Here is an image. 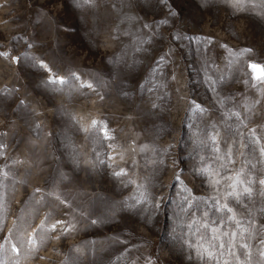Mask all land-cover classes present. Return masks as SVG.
Segmentation results:
<instances>
[{"label":"rangeland","instance_id":"rangeland-1","mask_svg":"<svg viewBox=\"0 0 264 264\" xmlns=\"http://www.w3.org/2000/svg\"><path fill=\"white\" fill-rule=\"evenodd\" d=\"M251 63L264 66V0H0V240L31 235L39 247L17 256L6 243L4 264H216L188 247L200 217L181 212V189L213 203L193 173L202 159L218 166L213 128H232L230 169L249 171L245 153L264 177V85ZM253 188L246 207L228 203L254 222L251 264H264Z\"/></svg>","mask_w":264,"mask_h":264},{"label":"snow or ice","instance_id":"snow-or-ice-1","mask_svg":"<svg viewBox=\"0 0 264 264\" xmlns=\"http://www.w3.org/2000/svg\"><path fill=\"white\" fill-rule=\"evenodd\" d=\"M241 0H233L234 6L239 4ZM93 3V0H77L79 6L88 5ZM2 55H7V53H2ZM41 68H46L43 62L39 65ZM248 67L252 70V80L256 81V85H264V66L251 63ZM59 83L64 84L65 81L62 78H57ZM50 83H55L56 81H49ZM256 85H253L255 87ZM81 87H84L81 84ZM92 84H87V88L91 89ZM198 111H203L199 104L196 105ZM230 116H236L239 119L237 113H230ZM96 121L93 120V126L96 125ZM204 135L207 136V122L203 129ZM213 135L210 137L212 149L217 155L214 158V163L217 164V167L208 165L205 167V163L202 159V164L199 170L193 169L194 175L206 178L209 182V185L213 187L217 195L210 197L213 203L208 205L206 200L195 197L190 190L187 188L181 189L182 192L187 193V196L183 199L182 203L179 205L182 213L187 214L190 218L196 215H199L200 219H191L187 224V227L190 230L194 229V235L198 234L200 240L197 241L199 247L192 243H188L189 248H195L197 256L201 260L212 261L215 260L216 264H232V261H235V264H251L252 261V247L253 245L249 244L247 241L251 236L249 232V227L254 226V222L248 217L238 218L233 207L228 203L229 199H235L238 204L247 206V201L252 199L257 192L254 191L253 185L258 184L260 189L258 194L264 197V177L252 176L250 175L251 170L255 168V165L251 163V158L245 153H241L247 162L248 172H245L243 167L239 170L233 171L228 167L229 164H234L236 159V154L233 151L234 144H229L228 140L231 139L229 135L232 131L231 126H227L224 130V136L221 137L219 131H216L215 128L212 129ZM255 137L256 129H250ZM105 138H108V134L104 133ZM217 137H220L218 140ZM255 142L259 144L261 141L259 138H256ZM201 144H204L205 141L201 140ZM244 147H248L247 141L244 144ZM3 148V145L0 144V149ZM260 156L264 157V147L259 149ZM113 156H108V160H114ZM123 159V156H121ZM117 177L123 174V169L116 170L114 173ZM178 178V177H177ZM221 186L224 190L221 192ZM37 192L40 189H36ZM204 206L201 209V206ZM160 207L159 204L155 205ZM211 210V215H210ZM215 217V218H213ZM49 220L51 217L48 218ZM245 220L248 221L246 226ZM47 223V221L45 222ZM93 224H97V220H92ZM226 226L231 228V231H227ZM44 230V225L37 231L36 236L39 238L40 233ZM67 230V225L62 219L57 218L55 223L51 225V231L58 235H63ZM209 232L211 233V240H209ZM15 238V233L11 236H5L0 240V264H4L2 259L3 254L6 250V243L10 244V252L15 255H20L21 248L24 244H27L30 247L29 252L35 257V253L39 251V247L36 245L34 239L31 235H28L27 239L22 243H12V239ZM227 238V239H225ZM212 241H217L218 243H213ZM261 246H264V239L259 241ZM207 244V246H205ZM243 250V251H241ZM259 255L264 259V247L258 249ZM225 253L227 257L225 258Z\"/></svg>","mask_w":264,"mask_h":264},{"label":"water","instance_id":"water-1","mask_svg":"<svg viewBox=\"0 0 264 264\" xmlns=\"http://www.w3.org/2000/svg\"><path fill=\"white\" fill-rule=\"evenodd\" d=\"M251 70V69H250ZM251 72H252V70H251ZM253 74V73H252Z\"/></svg>","mask_w":264,"mask_h":264}]
</instances>
